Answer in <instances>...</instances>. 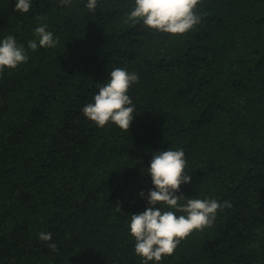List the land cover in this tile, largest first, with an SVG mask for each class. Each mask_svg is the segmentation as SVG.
Instances as JSON below:
<instances>
[{
  "label": "trees",
  "instance_id": "16d2710c",
  "mask_svg": "<svg viewBox=\"0 0 264 264\" xmlns=\"http://www.w3.org/2000/svg\"><path fill=\"white\" fill-rule=\"evenodd\" d=\"M87 2L0 0V41L28 56L0 72V264H143L129 224L166 149L191 176L179 203L232 206L148 264H264V0H202L183 35L128 20L134 0ZM42 24L59 43L33 51ZM117 67L139 77L129 131L82 111Z\"/></svg>",
  "mask_w": 264,
  "mask_h": 264
},
{
  "label": "clouds",
  "instance_id": "9594fccd",
  "mask_svg": "<svg viewBox=\"0 0 264 264\" xmlns=\"http://www.w3.org/2000/svg\"><path fill=\"white\" fill-rule=\"evenodd\" d=\"M202 0H134V7L128 13V20L142 21L143 25L153 30L183 35L192 30L201 17L196 9ZM67 5L71 0H60ZM32 0H16L15 9L27 13L31 9ZM97 0H88L86 7L95 11ZM43 20L44 17H38ZM41 25L34 30L37 39L28 41V48L35 51L39 47H55L59 43L53 34ZM38 40V43H37ZM28 56L23 45L17 43L14 36H7L0 41V72L5 68L15 69L27 62ZM110 79L99 86L92 103L86 104L83 114L95 122L98 127H104L112 122L122 130L129 131L134 118L135 105L128 95L129 88L138 82L136 73L124 68H114L110 71ZM187 161L181 150H160L154 152L148 167L154 190H149L147 200L149 207L138 214H132L129 224L130 234L135 239V253L143 258V264L149 261L159 262L164 256L172 255L181 243L193 231H201L210 227L218 210L230 208L228 201L223 204L216 199H187L176 195L182 184L190 183L191 176L186 171ZM144 196V192L139 193ZM165 204L169 209L162 210L157 205ZM120 209V208H119ZM184 213L177 215L176 213ZM51 233L41 232L38 239L47 242ZM49 248L57 250L55 243Z\"/></svg>",
  "mask_w": 264,
  "mask_h": 264
}]
</instances>
